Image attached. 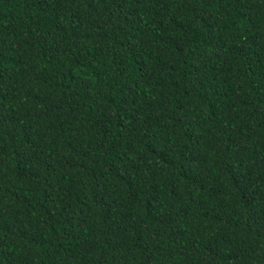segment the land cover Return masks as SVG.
Returning a JSON list of instances; mask_svg holds the SVG:
<instances>
[{"label": "trees", "instance_id": "trees-1", "mask_svg": "<svg viewBox=\"0 0 264 264\" xmlns=\"http://www.w3.org/2000/svg\"><path fill=\"white\" fill-rule=\"evenodd\" d=\"M0 264H264V0H0Z\"/></svg>", "mask_w": 264, "mask_h": 264}]
</instances>
